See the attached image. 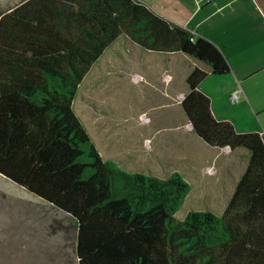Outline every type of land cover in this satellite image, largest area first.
<instances>
[{"label": "trees", "instance_id": "16d2710c", "mask_svg": "<svg viewBox=\"0 0 264 264\" xmlns=\"http://www.w3.org/2000/svg\"><path fill=\"white\" fill-rule=\"evenodd\" d=\"M123 34L210 67L187 76L185 113L209 145L250 151L223 214L177 220L192 189L182 174L105 159L78 116L79 85ZM209 71H232L222 49L143 0H22L0 10V173L75 220L79 264H264V133L215 115L200 89Z\"/></svg>", "mask_w": 264, "mask_h": 264}, {"label": "rangeland", "instance_id": "374dc122", "mask_svg": "<svg viewBox=\"0 0 264 264\" xmlns=\"http://www.w3.org/2000/svg\"><path fill=\"white\" fill-rule=\"evenodd\" d=\"M21 1L0 0V10ZM131 42L123 34L116 47L114 42L89 70L74 102L78 116L105 155L110 147L108 141L113 139L115 143L109 152L117 149L114 152L117 158L134 156L135 162H141L130 165L115 159L122 168L143 170L161 178L175 171L182 174L192 189L175 214L177 220H184L192 210L223 214L236 185V174L225 178L227 171L223 165L228 154L203 156L205 147L215 148L195 131L196 138L187 137L189 121L181 112L179 97L166 98L160 92L165 85L184 86L189 64L195 59L178 52L169 53L168 60L152 51L143 55ZM128 43L133 46L131 52ZM263 77L264 74L259 78ZM209 85L214 89L211 92L213 110L221 118L229 119L225 117L233 115L241 97L233 100L236 92L221 94L220 84ZM147 88L150 93L144 91ZM227 95L230 104L222 102ZM240 110L246 112L244 107ZM256 118L264 133V116L262 121L259 114ZM147 146L154 149L155 156L148 155ZM156 153L162 156L157 163ZM149 159L151 164H156L144 168ZM240 159L243 163L244 158ZM202 166L209 179L203 180L200 176L198 169ZM76 246L77 226L70 215L0 173V264H79Z\"/></svg>", "mask_w": 264, "mask_h": 264}, {"label": "crops", "instance_id": "0c3cea01", "mask_svg": "<svg viewBox=\"0 0 264 264\" xmlns=\"http://www.w3.org/2000/svg\"><path fill=\"white\" fill-rule=\"evenodd\" d=\"M143 1L150 5L156 12L167 18L169 21L189 28L197 36H203L210 39L222 49L231 64L232 71L228 74L223 75L214 74L209 71L210 74L202 81V83L200 84V89L211 97L212 109L214 108L215 104H213L211 92L214 91V89H212L209 84H220L221 88H219V90L221 91V94H224L225 92H229L230 94L236 92L237 95L241 97V103L238 105V107L236 105L234 106L233 115L231 117L225 118L231 119L232 122H234V124L236 125L237 129L240 131H262V127L257 122L256 116L259 114L260 119L262 116H264L262 114L264 112V77L259 78L262 74H264V0ZM116 42L113 44L114 47H116ZM131 45L138 46L140 49L138 52H142L143 55H149L148 52L152 51L142 48L135 41L131 42ZM133 46H130L128 43L130 52ZM152 52L166 57V60H168V55L169 53H171L159 51ZM178 53L187 55L182 52ZM134 63H136V59ZM196 66H203V64H201L197 60L189 64V71L185 75V81L183 82V84H185L184 86H182V84H172V86L169 87L164 84L165 86L162 87L164 89L160 90L161 95L171 99H176L179 97L182 106V100L189 91L187 76ZM159 67L162 68L163 66ZM203 67L210 69V67L207 65ZM148 85L149 84H147V86ZM144 91H146L147 93L151 92V90L148 88ZM222 102L230 104L231 101L228 99V95L227 99H224ZM242 107L246 108V112H242L240 110V108ZM181 112L187 117L183 106ZM213 112L215 113L216 111L213 110ZM215 115L218 118L223 119L221 118V116L217 115V112L215 113ZM176 120L175 123H177ZM188 121L189 125L186 128L187 137L193 136L196 138L193 132L195 131L193 125L189 119ZM262 123L264 126V122ZM114 143L115 142H113V139L108 141V146L110 147L106 149L107 155L99 150L101 151V154H103V157L105 159H117L120 162H128L130 165L134 163H141L135 162L134 156H124L122 158H117L115 156L116 154L114 153L117 149L115 151L109 152L111 144L113 145ZM211 147L215 148V150H207L205 147L203 156H207V153L211 156L216 153H227L228 156H226L227 158L225 159V165H223V167L227 171V175L225 178L228 177V174H236V178L234 180L237 185L241 175L248 165L250 152L248 153L243 149V147H239L236 149H232L229 146ZM147 149L149 156H155V153L152 152L154 149L151 146H147ZM140 151L141 149L139 150V153ZM142 154H144L143 150ZM241 156L244 158V160H242L243 163L240 159ZM161 159L162 156L157 155L156 163ZM150 161L151 160L149 159V162L144 164V168L146 165L149 166L156 164L155 162L151 164ZM198 163L200 162L198 161ZM203 167L204 166L198 169L200 176L203 180L209 179V175H205L203 173ZM237 169H240L239 172H236ZM127 170L133 172H145L138 169Z\"/></svg>", "mask_w": 264, "mask_h": 264}, {"label": "built area", "instance_id": "2783aa9c", "mask_svg": "<svg viewBox=\"0 0 264 264\" xmlns=\"http://www.w3.org/2000/svg\"><path fill=\"white\" fill-rule=\"evenodd\" d=\"M237 97H238V95H237V93H235V94L232 96V99L235 100Z\"/></svg>", "mask_w": 264, "mask_h": 264}]
</instances>
